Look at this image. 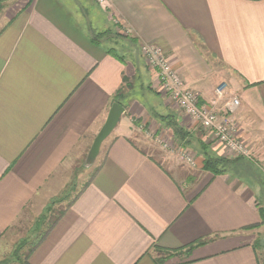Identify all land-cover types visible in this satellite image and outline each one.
Wrapping results in <instances>:
<instances>
[{"label": "crops", "instance_id": "obj_1", "mask_svg": "<svg viewBox=\"0 0 264 264\" xmlns=\"http://www.w3.org/2000/svg\"><path fill=\"white\" fill-rule=\"evenodd\" d=\"M109 2L0 0V243L66 187L127 83L150 85L149 97L163 113L173 112L184 129L201 128L156 94L158 74L140 50L150 43L161 46L186 86L219 115L232 94L239 97L232 117L254 159L240 156L232 172L201 169L194 180L187 178L186 190L133 145L139 129L133 117L148 128L158 121L143 96L125 87L124 113L130 115L121 116L103 142L109 140L90 180L29 262L158 264L157 247L185 250L201 239L205 243L185 264H264V0ZM105 30L126 41L118 42L128 57L108 53L104 41L111 45L115 36L102 44L92 40L94 32ZM221 85L227 89L218 98ZM200 131L222 155L220 145ZM181 253L164 264L186 259Z\"/></svg>", "mask_w": 264, "mask_h": 264}, {"label": "rangeland", "instance_id": "obj_2", "mask_svg": "<svg viewBox=\"0 0 264 264\" xmlns=\"http://www.w3.org/2000/svg\"><path fill=\"white\" fill-rule=\"evenodd\" d=\"M109 3L110 2L108 0L107 5H102L101 3L100 4L102 6L108 7ZM1 8L2 6L0 7V9ZM95 34L96 32L93 33L92 39ZM119 39L121 41L126 42L120 37H116L115 43H111V45L107 40L104 42H106V45H109V47L111 46L115 47V49H117L116 53L128 57L129 52L124 50L125 47L124 43L122 45L121 42H118L120 41ZM217 64L220 67L227 69V67L220 61H218ZM132 95L138 98H140L141 96H143V98L145 97L142 91L139 89H134L132 91ZM148 102H152L151 97H148ZM128 104H129L128 102H125L124 107L126 109L128 108ZM159 110L160 112H163L162 109ZM129 115L130 113L126 110L125 113L122 115V117L124 116L128 117ZM152 117L154 116L152 115ZM133 118H132V122L135 124V126L139 125V129H140V125L143 126V129L140 130L138 129L136 131L137 133L135 135L136 137L135 143L139 145V147L142 148V150H144L148 155L154 157L157 161H159L160 164H162V166L166 168V170L172 175V177L178 180V183L187 190L188 188V183H186L187 177L190 175L198 176L199 173H201V168H200L201 160H199L198 154L195 153V158H197V165L195 167H191L185 162L186 160L182 158L183 156L181 153L182 149L190 150V149H186L185 146H182L185 140H180L178 137L176 138L172 133L165 130L164 126L163 127L161 126L158 119L157 121L159 125L155 124L154 122L155 126L153 128H148V125L140 123V121H138L139 119H135V117ZM134 129L136 128L134 127ZM147 139H150V141H152L153 143H148ZM165 141L166 143L167 141L170 142L174 147H176V144H178L179 148L178 149L174 148L172 151L168 150L164 148L163 144ZM108 143L109 140H107L105 144L104 143L102 144L103 146L101 150V155H103L104 151H106ZM180 147H182V149H180ZM220 151L223 152L222 149ZM101 155L96 165L99 163ZM221 156H224V154H222ZM171 163H173L174 168H171ZM92 171H93L92 166L90 167L85 166L84 162L78 164L77 167L71 172L66 187L60 193H58V195L53 197L54 199H52L49 202L48 206L44 209L42 213L33 214V215L31 214L27 220L23 219L21 223L16 225L15 231L17 233H13V232L9 233L5 237L3 242L0 243V264H13V263L22 264L21 260L17 262L15 256L13 255L16 254L15 253L16 249L21 245L20 253L22 255L28 253L29 251L32 250L34 251L36 249L33 247L35 246L37 240L40 239L42 236L46 235V233L51 227V224L54 225L56 223V221L59 219L60 214L63 212L62 210L67 208L72 197H74L76 193L79 192L85 186V184L90 180L92 176ZM44 217H46L45 218L46 220L44 219ZM38 219H42L41 225L34 227L36 226V222L38 221ZM262 224H264V222ZM262 235H264V233ZM20 258H24V257L20 255Z\"/></svg>", "mask_w": 264, "mask_h": 264}, {"label": "built area", "instance_id": "obj_3", "mask_svg": "<svg viewBox=\"0 0 264 264\" xmlns=\"http://www.w3.org/2000/svg\"><path fill=\"white\" fill-rule=\"evenodd\" d=\"M102 5H107L108 0H97ZM141 53L149 68L158 74L157 90L161 96L179 108L183 114L198 128L207 131L212 141L223 150L222 154L230 158L244 156L253 159V151L247 140L241 134L239 123L232 117V114L240 106L241 101L238 96L231 95L226 102V113L219 115L210 104L201 103L198 91L188 88L181 73L173 66L163 49L159 45L144 43L141 45ZM227 86L221 85L216 88L218 98L225 95ZM143 129V126H140ZM164 148L168 150L178 149L170 142H164ZM222 146V147H221ZM182 149V147H180ZM182 158L191 167L197 165L195 153L191 150L182 149Z\"/></svg>", "mask_w": 264, "mask_h": 264}, {"label": "trees", "instance_id": "obj_4", "mask_svg": "<svg viewBox=\"0 0 264 264\" xmlns=\"http://www.w3.org/2000/svg\"><path fill=\"white\" fill-rule=\"evenodd\" d=\"M118 35L119 34H117V33H115V34L112 33L111 30H105V31L96 33L92 40L95 43H97V44H102L101 41L105 37L106 38L112 37V36L117 37ZM116 50L117 49H115V47H110V48L107 49L108 53H112L113 56L119 58L120 60H123V57L118 55V53H116ZM123 79H124V82L127 81L126 77H123ZM125 87L128 88L130 91H133L134 89H139V90L142 91V93L145 96L144 98H142V102L148 108L149 113L151 115H153L154 118H156V120L158 119V121L160 122L161 126L162 127L164 126L165 130H167L168 132L172 133L176 138L178 137L180 140H185V142L183 143L182 146H185L186 149H190L194 153L198 154L199 160H201V167L200 168L202 170L210 171V172H212L214 174H219V173H222V172H229V171L232 172L238 166V163H240L239 160H240L241 157L230 158V157H224V156L218 155L216 152H214L211 149L210 143L205 142L202 139L203 132L200 131V129H202V128L198 129V131H191V130H188L186 128L184 129L179 124V122L177 121V119L175 117V114L173 112H166V113L160 112V110L157 109L158 103H154L153 100H152V102H148V97L150 95L153 96L154 93H153L152 88L150 87V85L145 86L143 84V81L136 80V83H133V84L132 83H127L124 86L123 89L120 88L117 91V94L115 96V101L116 102H119L120 104L125 106V101L123 100L125 98V92H126L125 91ZM155 92L159 96V98L162 99L161 94L159 92H157V91H155ZM155 97L158 100L157 96H155ZM132 143L140 151H142L143 153H146L133 140H132ZM152 159L156 160L154 157H152ZM157 162L161 166L160 162L159 161H157ZM195 177L196 176L190 175L187 178L190 181V180H194ZM260 214H261L262 223H263L264 222V208L263 207L260 208ZM42 216H40V217H42ZM45 218L46 217H44V219ZM41 220L42 219H38V221L36 222V226H34V227H37V226L41 225ZM52 225L53 224H51V226ZM45 236L46 235L42 236L40 239L37 240V242H36L37 246L41 243V241L43 240V238ZM203 243H205V241L200 239V240L196 241V243L187 246L185 250L183 248L176 249V250L175 249L174 250H169V249H164V248L157 247V250L161 253V255L158 258H156L155 261L158 264H164L165 260H167L169 258H172L174 256L182 255L181 252L184 251V254L187 255L186 259H185V257H183L181 262H179L177 264H185V263L191 262L192 260L188 259V256L190 255V253L192 252V250L196 246L201 245ZM36 244H35V246L33 248L37 247ZM256 246H258V248L260 246V243L258 241L256 242ZM20 248H21V245L16 249V252H15L16 254H13L15 256V258H16V261L19 262L21 260L22 264H31L29 262V254L33 250L22 255L20 253ZM20 255L23 256L24 258H20Z\"/></svg>", "mask_w": 264, "mask_h": 264}, {"label": "water", "instance_id": "obj_5", "mask_svg": "<svg viewBox=\"0 0 264 264\" xmlns=\"http://www.w3.org/2000/svg\"><path fill=\"white\" fill-rule=\"evenodd\" d=\"M125 107L120 104L119 102H114L111 106L108 115L100 128L99 132L97 133L85 159L84 164L86 166H92L97 156L101 151L102 143L110 136L113 130L118 125L122 114L124 113Z\"/></svg>", "mask_w": 264, "mask_h": 264}]
</instances>
